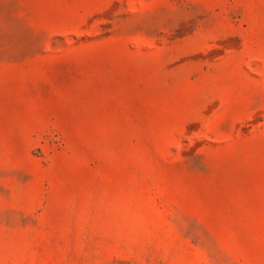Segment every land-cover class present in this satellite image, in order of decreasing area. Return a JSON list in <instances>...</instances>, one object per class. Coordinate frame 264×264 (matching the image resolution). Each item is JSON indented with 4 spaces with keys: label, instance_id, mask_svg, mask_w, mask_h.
Here are the masks:
<instances>
[{
    "label": "rangeland",
    "instance_id": "rangeland-1",
    "mask_svg": "<svg viewBox=\"0 0 264 264\" xmlns=\"http://www.w3.org/2000/svg\"><path fill=\"white\" fill-rule=\"evenodd\" d=\"M0 264H264V0H0Z\"/></svg>",
    "mask_w": 264,
    "mask_h": 264
}]
</instances>
